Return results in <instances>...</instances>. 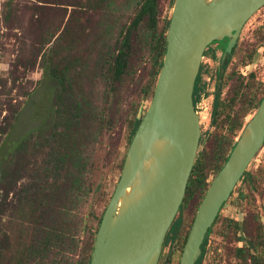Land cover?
<instances>
[{
  "label": "trees",
  "instance_id": "obj_1",
  "mask_svg": "<svg viewBox=\"0 0 264 264\" xmlns=\"http://www.w3.org/2000/svg\"><path fill=\"white\" fill-rule=\"evenodd\" d=\"M172 3L168 0L169 9ZM168 22L169 16H161L159 0H0L1 25L6 32L17 31L13 60L6 76H0V108L6 112L0 122V264H88L102 215L90 212L89 225L80 213L92 192V152L111 124L112 104L118 103L124 84L138 72L144 74L138 100L127 104L124 116L128 146L146 109L141 103L148 106L152 96ZM206 51L207 47L202 56ZM36 68L42 70L47 86L53 84L48 87L52 96L45 93L46 85L39 92L40 81L37 85L25 80L27 86L11 99L17 79ZM199 72L200 68L192 89L193 106ZM93 83L101 87L97 101L83 90L84 84ZM223 86L224 82L220 89ZM219 95V90L213 95L211 131L206 140L198 141L201 148L165 233L166 252L157 264H178L194 212L211 181L208 173L213 178L225 162L264 95V84L253 72L238 73L231 95L227 99ZM46 98L51 99L49 108ZM37 109L47 113V133L34 128ZM238 182L250 187L251 175L245 170ZM186 212L189 222L183 229ZM226 226L239 232L238 264H264L263 226L258 224L251 236L234 221L227 220ZM210 232L211 227L194 264H201Z\"/></svg>",
  "mask_w": 264,
  "mask_h": 264
},
{
  "label": "water",
  "instance_id": "obj_2",
  "mask_svg": "<svg viewBox=\"0 0 264 264\" xmlns=\"http://www.w3.org/2000/svg\"><path fill=\"white\" fill-rule=\"evenodd\" d=\"M263 5L264 0H173L152 96L126 148L88 264H157L165 233L184 196L200 139L199 126L204 125L192 105L202 53L210 43L226 39L217 92L225 59L242 26ZM263 141L264 95L209 182L178 264H194L199 257L207 230Z\"/></svg>",
  "mask_w": 264,
  "mask_h": 264
},
{
  "label": "rangeland",
  "instance_id": "obj_3",
  "mask_svg": "<svg viewBox=\"0 0 264 264\" xmlns=\"http://www.w3.org/2000/svg\"><path fill=\"white\" fill-rule=\"evenodd\" d=\"M161 16H170L168 0H159ZM7 37H3L4 35ZM17 31L6 32L3 25L0 23V76H6L9 63L13 60V51L15 43L13 42V35ZM226 44V42H225ZM224 39L217 43L208 46V49L201 59L200 66L206 65L205 60L210 55L212 57L211 68L213 72L218 71L219 62L222 51L225 47ZM224 46V47H223ZM223 48V49H222ZM247 63L246 66L244 64ZM253 72L255 78L264 84V5L259 8L242 26L234 52L230 61L222 73L220 85L224 82L223 88H219L220 99H227L231 95V90L236 85V75L247 74ZM42 70L40 68L34 69L32 72L26 74L21 79H17L16 84L10 91L11 99L16 98V94L20 89L27 86L26 81L38 85L40 81L39 92L43 90L46 82L41 78ZM144 74H137L132 80H128L124 84L123 95L118 97L111 106V124L105 129L100 137L99 143L94 147L92 152V167L90 172L92 192L84 202L80 209L81 215L88 220L89 213L92 212L95 216L101 214L109 200L113 191L115 183L120 173V161L126 151L127 139V125L124 119L127 104L136 103L138 83L142 81ZM228 77L227 80L225 78ZM51 84H48L47 93L48 97L52 96ZM7 88L10 85L7 84ZM49 89V91H48ZM84 92L97 101L100 96L101 87L97 83L84 84ZM38 100V98H37ZM45 107L49 108L51 99L46 98ZM141 109L147 107V103L142 102ZM40 109V108H39ZM41 110V109H40ZM42 111V110H41ZM197 112L201 114L200 123V138L202 142L206 140L210 128L205 123L206 118L203 116L202 110L197 108ZM6 115L4 108H0V122ZM249 117V116H248ZM246 118V120L248 119ZM34 128L39 133L44 134L49 129V118L47 113L38 111L34 115ZM245 120V121H246ZM201 146H197V151ZM246 171L251 175V185L247 187L246 182H238L231 192V195L225 201L222 208L219 210L217 219L211 227V232L207 237L206 254L201 264H238L235 257V248L242 242H237L238 232L234 228L226 226L227 220H232L241 224L245 232L251 236L256 230L258 224L264 228V144L258 150L254 160L247 166ZM211 174L208 173V181L211 180ZM196 211V210H195ZM195 213V212H194ZM189 222V215L186 212L184 215L183 229L186 228ZM166 252V249L161 253ZM160 253V254H161Z\"/></svg>",
  "mask_w": 264,
  "mask_h": 264
},
{
  "label": "flooded vegetation",
  "instance_id": "obj_4",
  "mask_svg": "<svg viewBox=\"0 0 264 264\" xmlns=\"http://www.w3.org/2000/svg\"><path fill=\"white\" fill-rule=\"evenodd\" d=\"M238 38V37H237ZM226 40V39H225ZM236 41H237V39H236ZM236 44V43H235ZM209 45H211V43L209 44ZM208 45V46H209ZM208 46H207V49H208ZM206 49V48H205ZM204 49V50H205ZM205 55V54H204ZM203 55V56H204ZM203 56H202V58H203ZM211 57H208L206 60H205V63H206V65H202V66H200L199 68H200V72H199V79H198V90H197V94H196V99H195V101H194V106H193V108L195 107V105L197 104V102L199 101V96H200V94L203 92V89H204V77L206 76V75H210V80H211V82L213 83V91L212 92H210V93H205V97H210L211 98V100H210V106H209V117H210V110H211V102H212V98H213V95L216 93V82H217V73L216 72H213L212 71V68H211V63H210V61L212 60V57L214 58V55L213 54H211L210 55ZM223 72H224V70H223ZM220 88V87H219ZM219 90V89H218ZM194 111H195V109H194ZM223 205H224V203H223ZM223 205H221V207H220V209L222 208V206ZM219 209V210H220ZM219 212V211H218ZM217 215H218V213H217ZM217 215H216V217H217ZM232 221V220H231ZM215 223V222H214ZM237 223V222H236ZM211 227H212V225H211ZM239 233V232H238Z\"/></svg>",
  "mask_w": 264,
  "mask_h": 264
},
{
  "label": "built area",
  "instance_id": "obj_5",
  "mask_svg": "<svg viewBox=\"0 0 264 264\" xmlns=\"http://www.w3.org/2000/svg\"><path fill=\"white\" fill-rule=\"evenodd\" d=\"M213 83L210 80V75H206L204 77V89L203 92L200 94L199 96V101L197 102V104L195 105V107L193 109H195V113H197L199 115V117L201 116V114H199L197 112V108L202 110L203 116L206 118L207 122L209 121V106H210V97H205V93H210L213 91Z\"/></svg>",
  "mask_w": 264,
  "mask_h": 264
},
{
  "label": "bare ground",
  "instance_id": "obj_6",
  "mask_svg": "<svg viewBox=\"0 0 264 264\" xmlns=\"http://www.w3.org/2000/svg\"><path fill=\"white\" fill-rule=\"evenodd\" d=\"M200 119H201V117H200ZM200 119H199V120H200ZM127 192H128V189L126 190V193H127Z\"/></svg>",
  "mask_w": 264,
  "mask_h": 264
}]
</instances>
